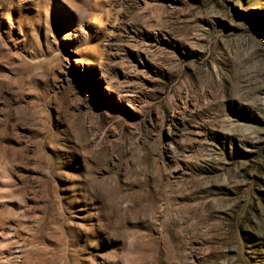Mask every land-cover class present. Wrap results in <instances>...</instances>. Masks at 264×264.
Wrapping results in <instances>:
<instances>
[{"label":"rangeland","instance_id":"rangeland-1","mask_svg":"<svg viewBox=\"0 0 264 264\" xmlns=\"http://www.w3.org/2000/svg\"><path fill=\"white\" fill-rule=\"evenodd\" d=\"M0 264H264V0H0Z\"/></svg>","mask_w":264,"mask_h":264}]
</instances>
